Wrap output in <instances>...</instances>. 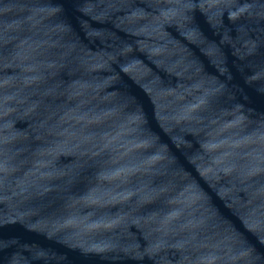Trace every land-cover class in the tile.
I'll list each match as a JSON object with an SVG mask.
<instances>
[{
	"label": "water",
	"instance_id": "obj_1",
	"mask_svg": "<svg viewBox=\"0 0 264 264\" xmlns=\"http://www.w3.org/2000/svg\"><path fill=\"white\" fill-rule=\"evenodd\" d=\"M0 264H264V0H0Z\"/></svg>",
	"mask_w": 264,
	"mask_h": 264
}]
</instances>
